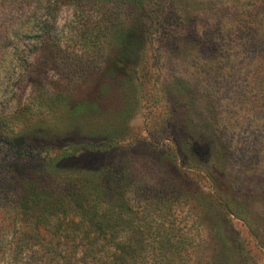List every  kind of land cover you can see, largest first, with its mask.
I'll return each instance as SVG.
<instances>
[{
  "label": "rangeland",
  "instance_id": "obj_1",
  "mask_svg": "<svg viewBox=\"0 0 264 264\" xmlns=\"http://www.w3.org/2000/svg\"><path fill=\"white\" fill-rule=\"evenodd\" d=\"M94 4L0 0V264L49 258L27 252L37 237L19 208L39 160L71 174L119 162L121 177L138 182L136 202L174 198L164 221L187 244L178 264H264V0H166L132 80L106 70L112 31L100 39L101 61L67 85L53 58L81 52ZM123 8L119 18L134 16ZM244 20L247 30L221 35L219 24ZM33 63L51 98L25 79ZM17 136L20 151L11 150ZM109 141L106 152L60 158L61 148ZM58 219L62 229L41 239L74 246L62 230L76 218ZM70 251L61 256L81 257Z\"/></svg>",
  "mask_w": 264,
  "mask_h": 264
},
{
  "label": "trees",
  "instance_id": "obj_2",
  "mask_svg": "<svg viewBox=\"0 0 264 264\" xmlns=\"http://www.w3.org/2000/svg\"><path fill=\"white\" fill-rule=\"evenodd\" d=\"M71 1L75 5L95 3L92 7L96 4L98 7L93 9L94 19L80 29L82 32H78L79 35H84L81 52L64 51L60 54L58 51L53 58V67L59 75L67 85L82 78L95 63L101 61L103 53L99 46L100 39L115 31L113 51L106 61V70L111 74L120 71L132 80L135 65L149 42L150 26L154 21H160L165 14L166 0H123L124 4H121V0H108L109 3L104 7L101 3L107 0ZM123 5L134 12L132 18H119V6L123 10ZM244 22L246 25L231 27L225 22L223 25L219 24L218 28L221 35H235L240 30L248 29V23L246 20ZM261 22V19L256 22L257 30ZM35 68V63L27 67L25 79L36 84L37 89L42 91L41 95L51 98L49 89L40 83L42 74L35 71ZM22 141H25V137H14L11 150L20 151ZM100 144L61 148L60 158L84 152H106L113 147L112 141ZM35 166L32 175L23 177L24 193L20 196L19 208L30 221L27 226V231L31 233L29 235L38 239L27 238L24 245L27 252L40 251L49 257L46 261L40 257V264H48V261L53 262L54 259L61 264H178L181 260L187 244L179 230L169 227L164 221L176 200L174 202V198L169 200L158 193L150 199L148 197L136 202L135 189L138 182L130 180L132 178L128 174L121 177L125 171L124 165L111 162L99 170L72 174L70 170H56L45 160H39ZM148 184L145 182L144 186ZM126 193L129 194L124 197ZM130 199L133 200L132 203ZM121 200H124L125 207ZM136 203H141L142 206ZM60 215H69L77 220L72 227L65 226L62 230L63 238L76 242L74 246H68L69 242L54 243L41 239L44 235L55 236L57 229H62L58 224ZM122 235L128 236V241L123 240ZM68 249L74 250L70 254L78 250L81 257L68 259L61 256Z\"/></svg>",
  "mask_w": 264,
  "mask_h": 264
}]
</instances>
